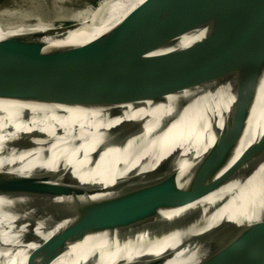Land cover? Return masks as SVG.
<instances>
[{"label": "bare ground", "instance_id": "1", "mask_svg": "<svg viewBox=\"0 0 264 264\" xmlns=\"http://www.w3.org/2000/svg\"><path fill=\"white\" fill-rule=\"evenodd\" d=\"M141 1H105L81 27L63 33L50 34L54 29L36 25H2L0 45L36 33L46 34L42 41L47 48L83 44L111 29ZM90 20L96 23L87 25ZM48 26L55 27L54 23ZM203 33L190 32L169 49L186 47ZM239 87V82L227 78L160 100L104 108L0 101V113L8 117L0 119V171H52V161L47 160L49 152H61L66 146L55 148L56 136L44 139L48 145H43L39 137L52 132L54 126L64 127L71 118L96 119L114 113L117 119L110 126L126 119L142 123L124 139L115 131L118 137L96 146L100 148L99 157L113 143L119 147L116 151L125 150V155L116 165L91 178L86 190L68 203L65 211L38 218L34 211L23 209L29 204L26 197L0 196V264H27L29 254L37 246L71 224L72 236L49 264H174L176 259L187 264H208L224 247L242 242L250 231L240 232L241 229L254 223L264 225V75L245 133L234 144ZM160 116L165 118L159 121ZM155 120L156 128H150ZM81 125L86 128L84 123ZM61 132L62 129L58 134ZM22 141L31 144L20 149ZM68 143L80 147L86 142L71 139ZM250 145L258 148L259 158L251 159L220 186L204 194L232 169ZM75 147L62 152L65 155L61 162L72 165L71 151ZM40 150L45 152L32 168L22 170L12 163L16 156L26 161L27 156L37 155ZM111 155L122 157L113 152ZM62 173L55 181H65L66 169ZM183 176L188 183L180 206L160 209L166 195H153L149 189L159 181L171 179L165 187L167 193ZM149 206L156 217L146 216Z\"/></svg>", "mask_w": 264, "mask_h": 264}, {"label": "water", "instance_id": "2", "mask_svg": "<svg viewBox=\"0 0 264 264\" xmlns=\"http://www.w3.org/2000/svg\"><path fill=\"white\" fill-rule=\"evenodd\" d=\"M93 23L96 22L90 20L87 25ZM81 26L79 21L55 25L50 34ZM196 30L204 32L199 40L169 49L182 36ZM45 35L36 33L0 45V99L104 108L160 100L231 78L240 84L234 144L245 133L264 75V0H142L111 29L86 43L47 48L42 41ZM3 118L8 117L0 113ZM164 118L158 117L159 121ZM116 119L117 114L107 113L96 119L71 118L62 128L54 126L52 132L39 137L43 145L49 143L44 139L56 136L53 146H66L61 152H49L47 160L52 161V171H0V196L26 197L29 204L23 209L34 211L38 218L65 211L66 205L86 190L91 178L116 165L125 155V150L116 151L119 147L113 143L106 149L110 154L99 157L100 148L96 146L116 136L115 131L124 139L142 124L132 126V121H128L131 119H126L110 126ZM156 124L157 120L149 126L156 128ZM71 139H84L86 143L75 147L73 142L68 143ZM30 142H19L18 147L24 149ZM73 147L69 166L61 162L65 155L62 152ZM44 152L29 155L26 161L16 156L12 163L22 170L32 168ZM112 152L122 157L111 155ZM255 158H259L258 148L250 145L232 169L204 194ZM65 169V181H55ZM185 179L186 176L178 178L167 193L165 187L171 179L159 181L149 189L153 195H166L160 209L180 206L187 189ZM154 213L151 206L146 209L147 217H156ZM71 228L72 224L37 246L29 254L27 264H49L64 250L72 236ZM242 231H250V235L238 244L224 247L208 264H264V225L254 223Z\"/></svg>", "mask_w": 264, "mask_h": 264}, {"label": "rangeland", "instance_id": "3", "mask_svg": "<svg viewBox=\"0 0 264 264\" xmlns=\"http://www.w3.org/2000/svg\"><path fill=\"white\" fill-rule=\"evenodd\" d=\"M105 1L108 0H0V26L15 27L22 24L56 29L48 24L54 23L58 26L74 21L82 23ZM2 100L4 99H0ZM187 263L176 259L174 264Z\"/></svg>", "mask_w": 264, "mask_h": 264}]
</instances>
